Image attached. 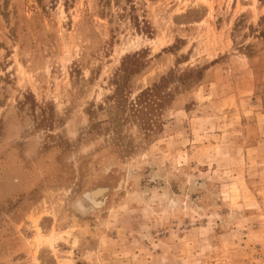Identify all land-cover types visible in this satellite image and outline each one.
I'll list each match as a JSON object with an SVG mask.
<instances>
[{
  "label": "rangeland",
  "instance_id": "374dc122",
  "mask_svg": "<svg viewBox=\"0 0 264 264\" xmlns=\"http://www.w3.org/2000/svg\"><path fill=\"white\" fill-rule=\"evenodd\" d=\"M37 256L264 264V0H0V264Z\"/></svg>",
  "mask_w": 264,
  "mask_h": 264
},
{
  "label": "trees",
  "instance_id": "16d2710c",
  "mask_svg": "<svg viewBox=\"0 0 264 264\" xmlns=\"http://www.w3.org/2000/svg\"><path fill=\"white\" fill-rule=\"evenodd\" d=\"M121 72L126 73V72H128V70L125 69V67L123 66L121 68ZM196 73H197V79H199L202 74L199 70H196ZM170 74H171V72H170ZM165 80H166V77H161L158 82H154L152 85H150V86H148V87H146V88H144L138 92L137 103L141 104V108H146L147 106H151V105H156V106L160 105L161 102L157 101V98H158L159 93H160V88L162 87V84L164 83ZM121 88H122V86L117 85L115 91L119 90Z\"/></svg>",
  "mask_w": 264,
  "mask_h": 264
},
{
  "label": "bare ground",
  "instance_id": "6f19581e",
  "mask_svg": "<svg viewBox=\"0 0 264 264\" xmlns=\"http://www.w3.org/2000/svg\"><path fill=\"white\" fill-rule=\"evenodd\" d=\"M202 1H206V0H202ZM95 193H97L96 191L94 192H91V193H88V195H87V198L88 199H90V200H92V196H93V194H95ZM98 194H100V193H98ZM31 219V223H32V227L35 229V231H36V233H37V236H36V241H38V240H40L39 242H42V243H44V244H47V245H49V246H51L52 245V242H53V240H55L56 239V235H53L52 233H50V234H43L42 233V230H41V227H40V219L39 218H37V217H35V218H30ZM76 246V245H75ZM34 257H35V255H34ZM35 262L37 263V264H42L41 262H40V260H39V258H38V256H37V258H35Z\"/></svg>",
  "mask_w": 264,
  "mask_h": 264
},
{
  "label": "flooded vegetation",
  "instance_id": "af4514ba",
  "mask_svg": "<svg viewBox=\"0 0 264 264\" xmlns=\"http://www.w3.org/2000/svg\"><path fill=\"white\" fill-rule=\"evenodd\" d=\"M90 200V199H89Z\"/></svg>",
  "mask_w": 264,
  "mask_h": 264
}]
</instances>
